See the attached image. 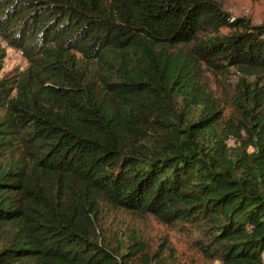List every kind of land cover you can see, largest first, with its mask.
<instances>
[{
	"label": "trees",
	"instance_id": "obj_1",
	"mask_svg": "<svg viewBox=\"0 0 264 264\" xmlns=\"http://www.w3.org/2000/svg\"><path fill=\"white\" fill-rule=\"evenodd\" d=\"M0 36L29 62L0 78V264H185L106 235L110 209L264 264V23L216 0H0ZM230 67L213 93L205 70Z\"/></svg>",
	"mask_w": 264,
	"mask_h": 264
},
{
	"label": "rangeland",
	"instance_id": "obj_2",
	"mask_svg": "<svg viewBox=\"0 0 264 264\" xmlns=\"http://www.w3.org/2000/svg\"><path fill=\"white\" fill-rule=\"evenodd\" d=\"M225 12L233 17L250 18L253 24L264 23V0H216ZM228 27H222L220 33H229ZM204 37L206 35H203ZM0 46L6 50L3 69L0 78L17 79L20 73L29 66L22 50L10 45L0 36ZM206 82L213 93L226 95L243 77L244 72L236 67L224 71L205 70ZM228 110V108H226ZM2 111L0 110V115ZM231 145H236L234 139ZM103 229L106 235L122 237L123 243H129V236L138 234L145 246L152 252H161L162 259L175 260L174 263L209 264L194 248L192 235H187L177 228L164 224L152 215L137 216L122 210H108ZM173 248V250L171 249ZM156 263V261H154Z\"/></svg>",
	"mask_w": 264,
	"mask_h": 264
},
{
	"label": "built area",
	"instance_id": "obj_3",
	"mask_svg": "<svg viewBox=\"0 0 264 264\" xmlns=\"http://www.w3.org/2000/svg\"><path fill=\"white\" fill-rule=\"evenodd\" d=\"M263 257H264V254H263Z\"/></svg>",
	"mask_w": 264,
	"mask_h": 264
}]
</instances>
